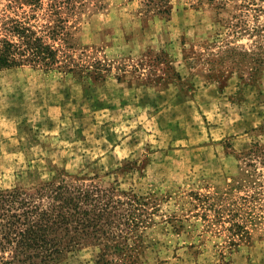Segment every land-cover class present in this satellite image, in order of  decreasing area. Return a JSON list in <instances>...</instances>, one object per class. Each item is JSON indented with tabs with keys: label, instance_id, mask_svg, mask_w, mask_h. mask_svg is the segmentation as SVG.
<instances>
[{
	"label": "rangeland",
	"instance_id": "obj_1",
	"mask_svg": "<svg viewBox=\"0 0 264 264\" xmlns=\"http://www.w3.org/2000/svg\"><path fill=\"white\" fill-rule=\"evenodd\" d=\"M258 7L86 0L67 42L55 41L72 72L0 70V190L59 171L106 189L108 232L97 227L58 264H102L104 244L105 264H264Z\"/></svg>",
	"mask_w": 264,
	"mask_h": 264
},
{
	"label": "trees",
	"instance_id": "obj_2",
	"mask_svg": "<svg viewBox=\"0 0 264 264\" xmlns=\"http://www.w3.org/2000/svg\"><path fill=\"white\" fill-rule=\"evenodd\" d=\"M86 0H6L0 6V70L29 65L45 73L72 72L74 63L60 58L55 41L67 42L68 18ZM264 11V0H259ZM254 4V0H251ZM259 34V33H258ZM264 37V35H260ZM264 39V38H262ZM251 61L264 65V48L257 45ZM86 77L103 78L102 72ZM59 171L33 189L14 187L0 190V252L9 251L11 260L0 256V264H58L79 246L83 236L101 229L108 232L104 219L109 202L106 189L87 187L79 177L67 179ZM66 174V173H65ZM96 210V212H95ZM98 220L97 225L93 221ZM99 263L105 264L103 254ZM103 261V262H102Z\"/></svg>",
	"mask_w": 264,
	"mask_h": 264
}]
</instances>
